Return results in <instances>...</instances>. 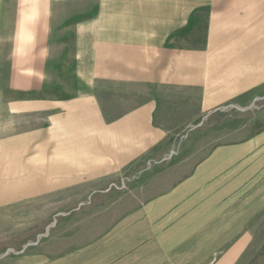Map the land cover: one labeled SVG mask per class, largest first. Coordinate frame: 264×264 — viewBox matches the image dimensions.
Returning a JSON list of instances; mask_svg holds the SVG:
<instances>
[{
	"label": "crops",
	"instance_id": "0c3cea01",
	"mask_svg": "<svg viewBox=\"0 0 264 264\" xmlns=\"http://www.w3.org/2000/svg\"><path fill=\"white\" fill-rule=\"evenodd\" d=\"M59 47L73 94L45 91L69 72ZM4 65L8 92L27 91L12 113L43 122L15 136V204L51 217L68 206L52 195L95 192L264 86V0H0V81ZM147 174L138 204L105 231L87 229L93 217L58 218L51 241L0 264L239 263L264 215V126L189 170Z\"/></svg>",
	"mask_w": 264,
	"mask_h": 264
},
{
	"label": "rangeland",
	"instance_id": "374dc122",
	"mask_svg": "<svg viewBox=\"0 0 264 264\" xmlns=\"http://www.w3.org/2000/svg\"><path fill=\"white\" fill-rule=\"evenodd\" d=\"M9 50L10 42L4 44L3 50L7 61ZM56 53L58 61L64 64L62 70L69 72L59 76L64 79L63 81H48L45 91L52 90L60 95L73 94L80 87L73 78L71 66L65 65L68 61L67 53H62L64 55L61 58L60 47ZM9 68L10 65L2 67L1 78L5 81H0V95L4 94L0 96V156L2 154L4 157L2 163L4 168L2 171L0 169V175L3 174L2 178L0 176V260L15 258L51 241L49 238L51 229L58 218L93 217V225H88L87 229L97 233L105 231L117 218L138 204L141 188L150 179L147 178L150 169L182 166L189 170L214 147L241 140L264 126L263 86L232 104L182 127L173 134L168 143L151 151L141 161L133 163L119 176L101 180L96 185L95 192L87 193L85 192L87 189L84 188V192L77 190L52 195V201H62L68 206L46 211L51 212V217H48L43 210H39L40 214L37 210H29L27 205L22 204L26 201L15 204V152H21L22 149L15 151V136L27 133L36 126H42L43 122L42 117L12 113L11 101L27 98L21 96L26 95L27 91H17L15 96L8 92ZM131 101L133 106L136 99ZM249 232L252 235L251 244L238 264H264V215L251 225Z\"/></svg>",
	"mask_w": 264,
	"mask_h": 264
}]
</instances>
